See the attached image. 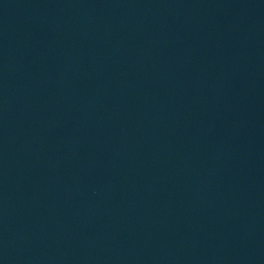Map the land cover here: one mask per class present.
Here are the masks:
<instances>
[{
	"label": "water",
	"instance_id": "water-1",
	"mask_svg": "<svg viewBox=\"0 0 264 264\" xmlns=\"http://www.w3.org/2000/svg\"><path fill=\"white\" fill-rule=\"evenodd\" d=\"M0 264H264V0H0Z\"/></svg>",
	"mask_w": 264,
	"mask_h": 264
}]
</instances>
